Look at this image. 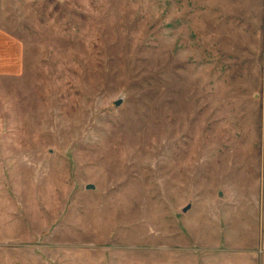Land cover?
Segmentation results:
<instances>
[{"label": "rangeland", "instance_id": "1", "mask_svg": "<svg viewBox=\"0 0 264 264\" xmlns=\"http://www.w3.org/2000/svg\"><path fill=\"white\" fill-rule=\"evenodd\" d=\"M263 260L264 0H0V264Z\"/></svg>", "mask_w": 264, "mask_h": 264}, {"label": "water", "instance_id": "2", "mask_svg": "<svg viewBox=\"0 0 264 264\" xmlns=\"http://www.w3.org/2000/svg\"><path fill=\"white\" fill-rule=\"evenodd\" d=\"M120 104L119 101L115 102V105L118 106ZM91 186L90 185H87L85 188L88 189L90 188ZM188 209V206H185L183 209H182V212H185L186 210Z\"/></svg>", "mask_w": 264, "mask_h": 264}, {"label": "crops", "instance_id": "3", "mask_svg": "<svg viewBox=\"0 0 264 264\" xmlns=\"http://www.w3.org/2000/svg\"><path fill=\"white\" fill-rule=\"evenodd\" d=\"M183 209V208H182ZM246 262H244V264H245ZM260 264H264V260H263V262H260Z\"/></svg>", "mask_w": 264, "mask_h": 264}]
</instances>
